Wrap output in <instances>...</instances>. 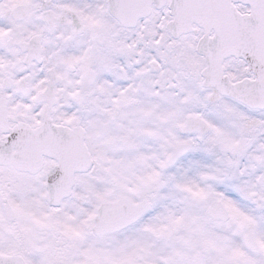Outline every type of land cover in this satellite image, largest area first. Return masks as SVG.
Segmentation results:
<instances>
[{"label": "flooded vegetation", "instance_id": "1", "mask_svg": "<svg viewBox=\"0 0 264 264\" xmlns=\"http://www.w3.org/2000/svg\"><path fill=\"white\" fill-rule=\"evenodd\" d=\"M160 12L124 26L108 0H0V141L20 125L24 142L36 131L40 164L0 165V204L23 208L22 194L42 195L53 170L71 169L61 125L83 140L85 169L73 201L54 209L82 224L85 264H264V110L214 89L188 99V51L203 31L174 39ZM191 114L210 122L205 135L183 130ZM177 143L199 147L195 165L166 166ZM119 200L141 216L97 233L101 209Z\"/></svg>", "mask_w": 264, "mask_h": 264}, {"label": "rangeland", "instance_id": "2", "mask_svg": "<svg viewBox=\"0 0 264 264\" xmlns=\"http://www.w3.org/2000/svg\"><path fill=\"white\" fill-rule=\"evenodd\" d=\"M198 74L199 68L203 62L195 53ZM241 70H236L234 62L229 63V69L234 76L243 74L244 66ZM192 65L188 66V72L192 73ZM188 93L198 94L200 83L196 77L188 79ZM194 160V159H193ZM194 169V168H193ZM195 170V169H194ZM43 204L42 208L26 209L21 211L20 219L16 224L7 226L0 222V245L2 248H10L9 241H20L22 250L29 264H53L62 262L64 264H77L82 260L83 237L76 230L79 229L77 223H74L73 213L71 216L65 214L63 217L56 214L54 210H48ZM41 215V216H40ZM20 239V240H19ZM62 240V245L58 241ZM82 246V247H81ZM71 247V256H70Z\"/></svg>", "mask_w": 264, "mask_h": 264}, {"label": "water", "instance_id": "3", "mask_svg": "<svg viewBox=\"0 0 264 264\" xmlns=\"http://www.w3.org/2000/svg\"><path fill=\"white\" fill-rule=\"evenodd\" d=\"M238 0H173L172 8L175 14H187L192 20L200 22L201 19H209L212 26L221 25L224 30L219 33L218 37L213 39H208V41L201 42L199 44V51L201 53H206L208 62L210 65H214L218 61L220 62L223 57L229 53L236 54L237 56H246L250 60L252 68H261L262 64L257 59V50L252 51L247 48L246 45L251 43V40L247 39L246 28L248 25L246 17L240 15L237 11L234 10L232 3ZM243 2L250 0H240ZM256 4L254 5L253 12L254 14H264V0H251ZM142 3L143 1L140 0ZM140 3V4H141ZM148 10V9H147ZM205 13V14H204ZM195 17V18H194ZM198 18V19H197ZM256 18V16H255ZM234 20V21H233ZM231 21L233 23H231ZM204 23V22H203ZM205 26H210L204 23ZM229 26L231 28H229ZM226 28L229 30L226 32ZM250 35H252L250 33ZM256 40L259 42L258 37ZM250 51V52H249ZM253 56V57H251ZM218 70H216V77L213 81L212 77H208V85H212L213 82H220V85L223 86V91L230 93L234 96H238L239 91L244 92L245 90L254 92V85L250 86L243 83L229 84L227 79L223 78L221 75V68L218 65ZM263 71V70H262ZM264 72V71H263ZM261 86L260 90L264 92V78L262 81L257 82ZM247 103L254 102V97L239 95ZM53 195H50L49 199L52 200ZM109 212V211H108ZM110 217L115 218V213L110 214ZM116 228L115 225L104 226V229H113ZM0 264H26L21 257L18 256H1L0 255Z\"/></svg>", "mask_w": 264, "mask_h": 264}]
</instances>
